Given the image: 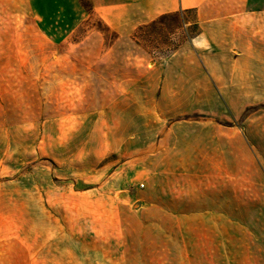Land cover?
Here are the masks:
<instances>
[{
  "label": "rangeland",
  "instance_id": "374dc122",
  "mask_svg": "<svg viewBox=\"0 0 264 264\" xmlns=\"http://www.w3.org/2000/svg\"><path fill=\"white\" fill-rule=\"evenodd\" d=\"M92 2L0 0V264H131L144 240L199 234L154 230L146 193L222 190L214 160L146 165L155 137L139 135L159 107L150 74L192 46L195 13L121 34ZM201 234L238 250V231Z\"/></svg>",
  "mask_w": 264,
  "mask_h": 264
},
{
  "label": "crops",
  "instance_id": "0c3cea01",
  "mask_svg": "<svg viewBox=\"0 0 264 264\" xmlns=\"http://www.w3.org/2000/svg\"><path fill=\"white\" fill-rule=\"evenodd\" d=\"M92 10L103 12L108 26L121 34L167 14L195 13L200 31L192 46L179 49L150 74L146 94L155 97L150 103L158 99L159 107L139 135L155 137L143 147L159 153L146 156V165L170 167L176 153L175 160L183 162L175 166L195 168L214 160L223 169L222 190L145 194L151 215L160 217L154 230L199 234L144 240L130 263L233 264L235 253L238 264H264L263 3L93 0ZM194 114L200 118H183ZM215 216L224 217V223L209 218ZM232 217H239L234 227ZM220 231L239 232L238 250L233 251L231 235L201 234Z\"/></svg>",
  "mask_w": 264,
  "mask_h": 264
}]
</instances>
